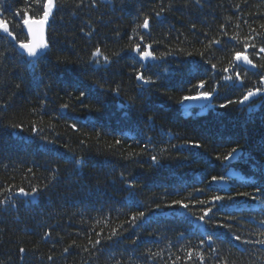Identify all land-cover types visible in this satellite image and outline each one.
<instances>
[{
  "label": "trees",
  "instance_id": "1",
  "mask_svg": "<svg viewBox=\"0 0 264 264\" xmlns=\"http://www.w3.org/2000/svg\"><path fill=\"white\" fill-rule=\"evenodd\" d=\"M163 2L165 5L171 3L172 8L159 19L152 16L151 31L145 33L144 39L154 44L158 54L171 51L172 55L159 62L162 67H150L146 74L167 69L171 75L162 82L164 86L145 85L143 91L131 77L135 61L127 52L107 69L96 70L84 61L98 42L109 52L126 46L138 18L142 21L144 14L152 15L153 10L158 11L160 0H113L114 7L100 1L105 6L98 11L84 9L77 15L62 10L48 30L52 47L35 77L21 62L20 51L14 48V42L8 38L0 39V52L5 54V59L0 62V106L6 105L0 107V192L12 186L25 189L30 185L42 186L50 176L49 170L59 169L58 182L36 201L0 209V264H144L145 257L141 254L149 249L161 254L154 264H173V261L175 264H199L195 258V252L199 251L196 245L202 238L207 239L208 233H214V247L230 262L264 264V246L244 245L231 239L233 234H239L243 239H264L259 235L258 223L264 218L261 210L264 205L246 197H236L233 201L206 205L213 207L215 214H209L213 217L210 223L195 221L196 216L203 214L201 208L205 207L195 204L197 200L210 199L213 195L226 196L229 192L233 195L238 191L254 192L255 188L245 181L264 184V177L259 172V166L264 165V104L257 102L253 113L247 108L238 110L239 105H230L199 114L198 110L186 113L176 103L184 94L181 89L186 87L193 71L197 76H207L209 87L223 75L222 72H216L215 76L212 71L206 72L211 65L205 64L198 53L205 50L209 40L218 38L222 43L213 46L211 62L217 63V68L226 66L232 52L242 45L223 36L221 25L225 26L229 36L239 33L241 39L249 34V25L260 31V25L264 24V0H201L200 5L195 0ZM23 5L24 0H0V6L4 8L15 9ZM236 5H240V11L236 10ZM88 20L96 28L90 38L85 35ZM193 23L195 29L191 27ZM15 31L20 32L19 29ZM253 51L250 48L248 53L255 62L251 55ZM189 52L193 55L188 56ZM57 57L68 63L56 66ZM257 79L250 71L247 83ZM93 81L106 82L107 87L119 84L122 95L105 92L91 97V111L72 100L73 108L63 118L50 120L55 117L62 99L68 101L69 93L76 95L77 88L90 86ZM220 84L217 104L241 95L239 91L223 86V81ZM129 96L137 97L135 108L123 107ZM43 100L47 101V114L39 111ZM33 109L39 114L31 115ZM141 112L145 119L149 115L154 117V127L145 126L138 119ZM41 119L42 124L38 126L43 127V132L40 135L57 141L54 150L52 145L45 147L40 136L30 133L29 121ZM21 122L23 131L9 127L11 123ZM73 123L78 131L69 127ZM53 124L54 129L51 128ZM148 137H152L150 144ZM81 140L85 143L81 144ZM116 140L121 144L117 145ZM186 141L199 142L202 147L179 150L171 147ZM237 141L246 156L233 160L230 167L221 166L216 155L222 157L231 147L237 146ZM144 144H148L147 154L128 158L129 153H141ZM165 148L169 151L162 153ZM73 154L83 161L79 167L68 162L67 157ZM150 155L162 156L161 163L153 164ZM29 169H32L31 173ZM121 172L129 180H136L139 199L145 206L155 208L157 202L182 199L189 203V210L176 206L163 208L155 214L146 212L147 220L131 229L124 221L136 208L130 211L125 206L127 191L120 181ZM232 173L235 176H231ZM220 174L226 179L230 177L228 183H209L213 175ZM196 188L206 191L202 194L195 191ZM15 199L25 200L23 197ZM121 224L127 231L118 246L105 244L101 253L83 251L88 245L86 233L95 236L93 227L96 231L103 230L106 235ZM221 224L231 225V228L216 226ZM45 231L52 232V238L47 241L41 239ZM59 237L63 239L57 242ZM73 239L79 247L63 254V248ZM133 239L136 244H132ZM19 247L28 250L23 260L18 253ZM189 248L195 249L190 261L186 257ZM205 251H208L207 245ZM49 255L55 258L54 261L47 260ZM177 256L181 259L176 260Z\"/></svg>",
  "mask_w": 264,
  "mask_h": 264
},
{
  "label": "snow or ice",
  "instance_id": "2",
  "mask_svg": "<svg viewBox=\"0 0 264 264\" xmlns=\"http://www.w3.org/2000/svg\"><path fill=\"white\" fill-rule=\"evenodd\" d=\"M197 5L201 4V0H195ZM246 2V0H245ZM105 4L113 5V0H105ZM104 4L100 3V0H24V5L19 8H4L0 6V39L11 38L14 42V48H18L21 50V62L25 66L26 70L36 76V73L40 71V64L43 60L48 57V54L52 47L51 38L48 36V30L51 28L52 24L57 15L61 13L62 10L71 11L72 15H77L78 12H82L84 9H96L99 10L100 7H104ZM114 7V5H113ZM172 8V4L169 3L167 5L164 4L163 0H160L159 10H153V14H144L142 21L139 20L135 24V27L132 29V34L129 35L128 44L122 47L119 51L109 52L106 47H102L98 42L96 46L89 52L88 58L84 61L88 66L99 70L101 68L107 69L114 62H118L117 58H122V53L127 52L129 54V58L135 61L136 67L133 66V72L131 73V77L134 78L138 82V87L143 91V86L145 85H160L163 81L169 79L170 73L167 69H164L163 72L146 74L150 67H162L159 64L160 61H165L167 56L172 55L171 51H167L165 53H157L154 48L153 43L145 42L144 36L145 33H150L151 31V19L154 15L155 18L159 19L166 11H169ZM236 10L240 11V5H236ZM6 13H10V15H6ZM102 18V14H101ZM247 23V21H245ZM86 25L88 31L85 33L89 38L96 33V28L92 25L91 21H86ZM192 29H195L196 25L192 24ZM224 25H221V34L223 36H227L230 41H235L236 44L242 45V48L239 50H234L231 54L230 59L226 66H222L221 68H217V63L211 62V55L213 52L214 45H221L222 41L218 38H212L205 45V50L198 53L205 64H210V69H205V71H212L213 76H215L216 72H222L218 79L214 80V83L211 87L208 86V78L207 76L201 74L197 76L196 72L193 71L191 77L186 81V87L182 88V94L176 101V103L180 105H195L201 111H214L217 107L219 108H228L230 105H239L240 108L238 110L243 111L245 108L248 109L249 113H253L256 111L257 102L260 104H264V24L260 25V31L256 28H252L249 25L250 32L248 35L241 39L239 33L235 35L229 36L228 32L224 30ZM237 28L240 27L239 24L236 25ZM19 29L20 32L17 34L15 30ZM26 29V34L23 30ZM83 31V27L81 29ZM204 35L207 37L208 33L205 32ZM23 38H20V37ZM117 36L119 33L117 32ZM235 49V45H233ZM253 49V53L251 54L255 58V62L253 58H250L248 53L249 49ZM193 53L189 52L188 56H192ZM5 59L4 52H0V62ZM68 63L67 60L61 57H57L55 60L56 66L61 64ZM219 63V61H218ZM251 70H257L252 72V75L258 77L257 80L252 81L250 84L247 83L249 78V72ZM220 81H223V86L233 88L241 93L237 98H227L223 102L217 104L216 98L219 93V88L221 86ZM17 88L20 87L19 84L16 85ZM78 94L74 95L73 93H69V100L64 101L59 104V110L56 112L55 117H50L51 119H55L57 117L63 118L67 112L73 108V104L70 102L75 100L79 102L81 107H87L90 111L91 106L89 104V99L95 95H103L105 92H111L115 96L122 95V88L119 84L115 87H107L106 82H97L93 81L90 86L84 88H77L75 90ZM47 93H45V96ZM137 102L136 96H129L127 102L123 105V107L132 109L135 108ZM0 107H6L0 106ZM47 101H41L39 105V111L47 114ZM98 110V109H97ZM37 109H33L31 115H38ZM139 120H142L145 126L154 127V117L149 115L146 117L144 113L141 112L138 116ZM30 133L33 136H40V139L44 141V146L52 145L53 150L57 144V141L51 139L46 136L40 135L43 132V127H39L38 125L42 124V119L40 121L30 120L29 121ZM9 127L14 129H19L23 131V123H11ZM69 127L73 131H78L77 125L75 123L69 125ZM51 128H55V125H51ZM148 143H152V137H148ZM81 144L85 143V141L81 140ZM117 145L121 144L120 140H116ZM237 146L231 147L230 151L221 155H216L215 159L220 161L221 166L230 167L231 162L236 159H240L245 157L246 154L243 151V148L239 145V141L236 142ZM66 147V146H65ZM172 148L183 149L185 147L192 148H201L202 145L199 142H188L181 145H171ZM148 144H144L141 149V153H129L128 158H133L134 156H139L142 153L147 154ZM46 150H50L47 149ZM169 150L167 148L162 149V153H166ZM61 158H65L62 154L57 153ZM192 155L199 156V153H193ZM162 156L150 155V159L153 164L159 165L161 163ZM170 158V157H169ZM68 162L71 163L74 167H79L83 161L82 159L75 158V155L71 157H67ZM30 173L32 169L28 170ZM50 176L46 178L47 182L41 185H30L28 189L24 187H6L4 192L7 195H4V192H0V196H3V199H0V209L6 208L7 206H11L12 208H16L19 203H27L31 204L36 201L37 198L43 195L47 190L51 187H54L55 184L59 180V169H50ZM259 172L262 177H264V165L259 166ZM230 179V177L228 178ZM228 179H226L224 174L213 175L210 180V184H226L228 183ZM240 180H243V177H239ZM120 181L124 186L125 191H127V197L125 198L127 204L125 206L129 207L130 211L133 207L136 208V211L133 212L125 221L124 224H127L131 229H136L139 227L144 221L147 220L146 212L150 214L158 213L163 208H174L179 206L181 209L189 210V203L184 202L182 199L172 200L170 203H155V208L151 206H145L144 202L139 199L140 192L137 189V182L135 179L129 180L127 176L121 172ZM245 184L252 185L255 188L254 192H242L238 191L235 195L230 192L226 196L221 195H213L210 199L206 200H197L195 204L205 205V207L201 208L202 215L196 216L195 221L199 223L208 224L212 221L213 217L209 216L210 213H213V207H207L206 205H217L220 202L225 200L233 201L236 197H246L250 200L257 201L259 204L264 205V184H255L253 181H245ZM244 186V185H242ZM195 191L201 192L202 194L206 191L202 188H196ZM16 197L25 198L24 201H19L15 199ZM195 204L192 206L195 207ZM264 211V208L261 209ZM191 215V213H188ZM215 214L213 213V216ZM208 217V220L205 218ZM153 219H156V216L153 215ZM254 219V218H253ZM187 220V216L185 217ZM100 221H97L99 224ZM260 225V236H264V218L258 221ZM124 224H121L119 228H112L110 232L106 235L103 234V230L96 231L95 227H93V231L95 232V236L93 237L91 233H86L88 239V245L83 247V251L88 252L90 254L93 253H101L103 252L105 244L119 245L121 243V237L124 235V232L127 229L124 228ZM219 227H228L231 228V225H216ZM79 232L76 233L79 236ZM135 234V233H134ZM151 235V233H150ZM183 235V233H181ZM214 233H208L207 239L202 238L196 248L199 251L195 252V258L199 261V264H205V261H209V264H235V261H229L226 257L220 254V250L214 247L215 241L213 240ZM52 238L51 231H45L41 236L42 240H49ZM139 237H137L138 239ZM219 238V237H217ZM63 237H59L57 242L62 240ZM234 241H239L244 245L251 244H259L264 246V239H243L239 234H233L231 237ZM132 244H136V239H133ZM205 245H207L208 251H205ZM76 240L73 239L70 244L63 248V254H69L70 249L77 248ZM27 249L25 247H19L18 253L21 256V260H23L24 256L27 253ZM195 249L189 248L186 252L187 260H192ZM244 251H248L244 249ZM145 257L144 264H154L155 260L160 257V253H153L150 249L146 252L142 253ZM54 257L49 255L47 257L48 261H54ZM181 257L177 256L176 260H180ZM86 264V262H85ZM119 264V262H116ZM175 264V261H173Z\"/></svg>",
  "mask_w": 264,
  "mask_h": 264
},
{
  "label": "water",
  "instance_id": "3",
  "mask_svg": "<svg viewBox=\"0 0 264 264\" xmlns=\"http://www.w3.org/2000/svg\"><path fill=\"white\" fill-rule=\"evenodd\" d=\"M26 34V29L23 30ZM7 38V37H6ZM9 41L13 42L11 40V38H8ZM21 52V50H19ZM252 72L256 71V70H251ZM180 108L183 110V111H190V110H193V109H199L198 107H196L195 105H181Z\"/></svg>",
  "mask_w": 264,
  "mask_h": 264
},
{
  "label": "rangeland",
  "instance_id": "4",
  "mask_svg": "<svg viewBox=\"0 0 264 264\" xmlns=\"http://www.w3.org/2000/svg\"><path fill=\"white\" fill-rule=\"evenodd\" d=\"M100 1H103V2H105V0H100ZM205 111H201V110H199V114H202V113H204ZM231 176H235V174L234 173H232L231 174Z\"/></svg>",
  "mask_w": 264,
  "mask_h": 264
}]
</instances>
